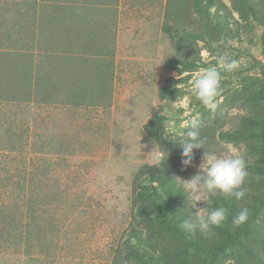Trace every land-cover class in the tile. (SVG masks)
Here are the masks:
<instances>
[{"label":"rangeland","instance_id":"1","mask_svg":"<svg viewBox=\"0 0 264 264\" xmlns=\"http://www.w3.org/2000/svg\"><path fill=\"white\" fill-rule=\"evenodd\" d=\"M222 1L229 13L215 14L220 25H214L190 8L184 13L170 9L166 19L164 0H0V264H112L117 252L125 250L130 229L148 236L149 225L174 242L168 247L152 245L142 261L127 260L121 254L119 264H207L208 255L237 228L233 217L242 208L250 211L258 205L252 232L239 235L214 264H264V99L258 94L264 27L249 8L242 13L237 0ZM252 1L256 12V7L264 9L262 0ZM86 3L91 8L89 19L95 11L102 28L111 30L104 46L110 51L104 58L112 72L109 94L95 105L76 104L65 96L49 101L10 100V88H28L23 74L31 65L37 63L53 78H65L64 73L79 68L70 62L87 55L83 46H75V59L67 58L64 50L67 40H86L90 35L79 29L89 26L67 11L72 6L75 14L82 11L83 15ZM58 15L63 17L61 23ZM97 18L90 19L94 29L99 26ZM165 21L199 39H180L165 32ZM64 25L71 27L70 36L62 35ZM33 48L37 55L22 52ZM50 48H59L58 54L51 57ZM221 55L235 60L237 67L232 72L221 70L218 107L213 112L195 99L191 82L203 69L219 67ZM173 60L181 63L167 65ZM86 64L88 60L83 66L87 71ZM18 72L19 83L12 84L11 77ZM85 79L93 84L90 70ZM171 79L180 81V91L160 99L159 87ZM61 88L75 87L64 84ZM157 110L167 117L166 132L171 138L180 139L196 117L202 138L212 142L206 147L209 152L240 156L248 162L244 198L236 200L218 192L208 202L203 198L197 202L198 208L208 206L202 214L220 206L228 210L225 223L211 235L183 232L182 221L173 215L179 206L161 190L163 201L155 198L156 214H151L149 222L137 214L135 173L145 163L158 162L150 154L153 149L163 155L143 129ZM220 132L230 136L223 139ZM206 148L194 152L181 180L201 171ZM197 196L208 194L202 189L192 199ZM33 218L43 226L39 238ZM19 221L26 222L23 233L17 230L21 237L10 236ZM157 236L152 235V242Z\"/></svg>","mask_w":264,"mask_h":264},{"label":"trees","instance_id":"2","mask_svg":"<svg viewBox=\"0 0 264 264\" xmlns=\"http://www.w3.org/2000/svg\"><path fill=\"white\" fill-rule=\"evenodd\" d=\"M240 4V7L242 8H249L250 13L252 16L257 19L264 27V9H256L258 10L256 12L255 6L253 4L252 0H237ZM235 2V0H233ZM236 3V2H235ZM234 3V4H235ZM261 3L264 5V0L261 1ZM89 4L82 5V10H84V14L82 15V11L75 14L73 12V7L69 6L68 8V15L72 16L73 19H76L77 21H81L82 23L88 24V28L84 29L83 27H80V31H83L86 34H89L90 38L88 37L84 41H76V40H67V49L64 50V53L68 56L69 59H75V46H80L78 44H81L82 51L85 55L83 58H80L79 60L71 61L77 63V66L79 67L76 70L69 71L67 73H64L63 76L65 78H53L50 75L52 73L44 72L42 71V67L38 68V64H34V66L31 65L30 71L23 74L25 76V85H27L28 88H10L9 89V99L10 100H25L29 101L30 99L34 101H49V100H55L58 99L61 96L67 97L69 100L76 104H97L100 103L101 100L109 94L108 86L110 85L111 79H112V72H111V65L110 62L107 60H104V58L110 53V51H105L106 48L104 46H108V42L105 41V37H108L111 33L110 27L106 24L107 22L104 21L105 28L107 27V30H104L102 28L101 20L97 18V14L95 11H92L90 13V19H93V16H96L97 22H99V26H97L96 29L92 27V22L89 19L88 16V10L91 11V8H88ZM264 7V6H263ZM165 18H170V9L171 13L175 11V9H181V11L184 13L189 8L193 11L199 13L200 15H203L209 22H212L214 25H220L219 18L221 15H224V12L228 11L227 5L222 0H167L165 3ZM72 9V12H71ZM214 9V10H213ZM213 10V11H212ZM55 11L54 13H56ZM59 13V9H58ZM223 13V14H221ZM229 13V11H228ZM217 14L215 17L214 15ZM227 15V13H225ZM224 15V16H225ZM242 17H245L243 14H241ZM223 16V17H224ZM70 18V17H68ZM67 18V19H68ZM63 17L61 18L60 15H58V22H62ZM71 20V19H70ZM72 22V20H71ZM91 28V30H90ZM84 29V30H83ZM78 30V27H77ZM78 30V31H79ZM163 30L165 32H173L176 34L180 39H184L186 37L188 38H194L199 39V36L191 31L185 30L183 28L176 27L174 25H169L166 21L163 23ZM66 32V33H65ZM34 32L32 33V35ZM62 34V33H61ZM71 34V27L68 25H64L63 34L66 36H70ZM55 41H47L49 43L48 45H55ZM261 42L263 45V53H264V30L261 35ZM32 47V44L30 45ZM36 47V44L34 45ZM29 49V48H28ZM23 50L22 52L30 53L31 56L37 55V50L33 48L30 50ZM49 51L46 52L49 55H52L51 57L55 56V54H58L59 48H50ZM21 53V51H19ZM36 52V53H35ZM16 53V52H14ZM86 58V59H85ZM88 60L89 66L86 64V67H89L90 70V76L93 79V84H90V82L85 79L87 75V71L83 69V66H85V61ZM81 63V64H80ZM181 61H168L167 65L169 66H177L180 64ZM41 64H39L40 66ZM80 65V66H79ZM192 66H195L194 64ZM34 67V68H33ZM33 69V75L31 70ZM59 70V69H58ZM262 70V76L260 79V90L259 93L262 98L264 99V66L261 67ZM55 72H60L55 71ZM61 75V74H60ZM20 78V73H14L11 77V83L17 84L19 81H17ZM179 80L171 79L166 84H163L159 87V97L160 99H164L168 95L177 94L180 91L179 87ZM64 84H70L73 85L75 88H61ZM55 97V98H54ZM166 124H167V117L162 114L160 110L155 111L150 119L143 125V129L147 136H149L156 145L161 149L163 155L162 159H164L163 162L160 164H149L145 163L143 164L135 173L134 176V188H135V197L138 199V202H134L136 206L137 214L142 218V220L149 222V220L152 217L154 207L156 205V202L154 201L155 198H159L163 201L161 198L160 190L165 192L168 196H173V202L177 204L179 207L176 209V212L173 213L174 217H178V220L180 222L186 218L188 208L186 206L187 204V196L182 191V189L179 187V177L183 171L184 165L181 163L182 161V148L178 145L180 139L171 138L167 135L166 132ZM203 132L200 131L201 137ZM219 136L224 139V137L230 136L229 132H220ZM205 141V147L211 145V140H209V137L203 138ZM262 140L264 141V120L262 125ZM203 148V147H201ZM201 148H197L193 150V153L198 151ZM264 161V146L262 150V155ZM264 171V168H263ZM264 200V194L261 198V201ZM216 201V200H214ZM165 203V202H164ZM194 211V210H193ZM250 217L248 221L243 224L242 226H239L235 229L234 233L227 234L225 236V239L217 245L215 250L208 255V262L207 264H214V262L217 260V257L220 253L224 252L225 250L231 248L232 242L236 241L237 237L239 235H244L247 233L252 232V225L254 223L255 217L260 213V205L257 207L250 209ZM13 221V220H12ZM15 223V222H14ZM26 222L19 221L18 225L15 223V226H13V232L10 233V236H17V238L21 237L19 234H17V230L22 232L26 228ZM35 227V230L37 232V237H41L43 233V226H41L39 223H37L33 218V224ZM158 230L154 228V225H149V232L148 236H144L142 232L132 227L129 231V236L125 241V250L121 252L119 250L117 252V256L113 258L112 264H119V256L122 254L124 255L125 259L127 260H135V261H142L144 255H147L148 249L152 247V245L156 244H162L165 247H168V244H172L171 242H174L170 238H168V242L166 238L158 234ZM14 233V234H13ZM153 234L158 235L155 242H152L151 237ZM168 251V250H166Z\"/></svg>","mask_w":264,"mask_h":264},{"label":"clouds","instance_id":"3","mask_svg":"<svg viewBox=\"0 0 264 264\" xmlns=\"http://www.w3.org/2000/svg\"><path fill=\"white\" fill-rule=\"evenodd\" d=\"M204 55L203 53L201 54ZM217 66H209L194 76L192 80V94L205 108L215 112L218 104L217 97L221 87V70L232 72L237 67L235 60H228L224 55L217 59ZM182 148L181 163L187 167L192 164L193 150L205 147V141L201 137L198 125V119L193 117L190 122L189 130L180 138L179 144ZM206 148V147H205ZM157 157V164L164 161L159 154L153 151L150 153ZM201 171L189 180L179 178V187L187 196L186 218L179 224L180 229L187 234H194L199 231L203 235H211L215 227H219L227 220L228 210L223 207H216L202 214L198 208L197 202L201 198L208 202L209 196H214L218 192L241 200L246 195L244 187L249 175L247 168L248 162L240 156H220L215 153L206 151L203 154V163L200 165ZM259 179V178H258ZM204 190L208 196H197L192 199L193 193H199ZM193 209H197L193 211ZM250 217L248 208H242L232 220L233 227H239L245 224ZM191 251V250H190Z\"/></svg>","mask_w":264,"mask_h":264},{"label":"crops","instance_id":"4","mask_svg":"<svg viewBox=\"0 0 264 264\" xmlns=\"http://www.w3.org/2000/svg\"><path fill=\"white\" fill-rule=\"evenodd\" d=\"M165 3H166V0H164V2H163V7L165 6Z\"/></svg>","mask_w":264,"mask_h":264}]
</instances>
